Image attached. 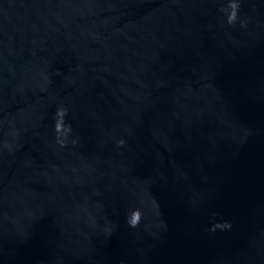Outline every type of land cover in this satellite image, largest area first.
Returning a JSON list of instances; mask_svg holds the SVG:
<instances>
[{
    "label": "water",
    "instance_id": "water-1",
    "mask_svg": "<svg viewBox=\"0 0 264 264\" xmlns=\"http://www.w3.org/2000/svg\"><path fill=\"white\" fill-rule=\"evenodd\" d=\"M0 264H264V0H0Z\"/></svg>",
    "mask_w": 264,
    "mask_h": 264
}]
</instances>
